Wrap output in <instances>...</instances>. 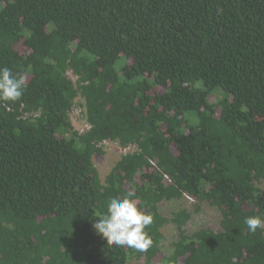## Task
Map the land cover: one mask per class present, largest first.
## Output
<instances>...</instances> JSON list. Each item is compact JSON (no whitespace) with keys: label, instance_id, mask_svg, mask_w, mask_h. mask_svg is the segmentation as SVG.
Returning a JSON list of instances; mask_svg holds the SVG:
<instances>
[{"label":"trees","instance_id":"1","mask_svg":"<svg viewBox=\"0 0 264 264\" xmlns=\"http://www.w3.org/2000/svg\"><path fill=\"white\" fill-rule=\"evenodd\" d=\"M2 67L27 87L0 101V264H264V0H0ZM104 142L129 151L103 180ZM129 192L147 252L93 228ZM185 196L220 229L162 212Z\"/></svg>","mask_w":264,"mask_h":264},{"label":"clouds","instance_id":"2","mask_svg":"<svg viewBox=\"0 0 264 264\" xmlns=\"http://www.w3.org/2000/svg\"><path fill=\"white\" fill-rule=\"evenodd\" d=\"M26 87L22 74H14L8 67L0 68V101L19 100ZM135 197L134 192H129L123 198H111L107 214L96 220L93 228L108 245L147 252L153 240L146 228L153 223L154 217L138 204ZM244 223L249 232L255 233L257 229H264V215L248 216Z\"/></svg>","mask_w":264,"mask_h":264},{"label":"rangeland","instance_id":"3","mask_svg":"<svg viewBox=\"0 0 264 264\" xmlns=\"http://www.w3.org/2000/svg\"><path fill=\"white\" fill-rule=\"evenodd\" d=\"M73 118L78 129L85 130L88 128L89 125L83 120L79 109L75 110ZM103 146L105 153L103 155H96L94 161L101 174V178L104 180L115 162L120 159L122 154L128 152L129 148L124 149L115 142H104ZM260 185L264 186V183ZM160 208L167 217H171L175 211L181 208H186L190 211L191 218L185 226L186 231L189 233H193L201 228L218 230L221 227V215L218 209L204 204L197 210L194 199L189 196L181 199L165 200L160 204ZM163 232L162 250L165 254H169L174 248V242L179 237V230L177 225L170 221L165 225ZM131 264H147V260L145 257L135 258L131 261Z\"/></svg>","mask_w":264,"mask_h":264}]
</instances>
